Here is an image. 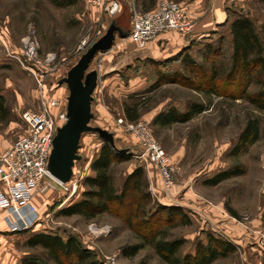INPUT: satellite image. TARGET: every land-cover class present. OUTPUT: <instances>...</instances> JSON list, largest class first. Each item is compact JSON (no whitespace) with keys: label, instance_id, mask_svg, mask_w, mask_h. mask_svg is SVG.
Listing matches in <instances>:
<instances>
[{"label":"rangeland","instance_id":"rangeland-1","mask_svg":"<svg viewBox=\"0 0 264 264\" xmlns=\"http://www.w3.org/2000/svg\"><path fill=\"white\" fill-rule=\"evenodd\" d=\"M157 1L127 0L118 14L111 15L102 7L91 6L84 0H0V95L5 97L8 109L5 117L0 113V153L25 133L27 124L23 113L29 109L41 110L39 85L28 68L32 62L24 58L23 39L28 36L37 38L39 59L42 61L48 55L54 57L51 62L54 71L46 78L45 93L47 96L59 97L64 102L69 91L66 84H59L60 79L95 41L111 26H115L116 38L112 47L99 52L90 68L99 69L100 75L102 73L94 91V117L91 124L112 132L116 147L125 149L126 152L121 154L128 157L110 168L116 186L120 187L132 168L138 165L152 167L141 157L144 148L139 137L128 131L125 123L119 122L120 118L125 122H134L126 117L125 107L139 105V118L134 123L147 122L151 133L169 156L178 155V151L183 154L181 165L174 164L177 188L182 183L184 186L186 183L198 185L206 200L211 201H206V204L222 208L228 214L224 223H211L209 214L200 210L198 214V211L190 210L187 208L189 205L182 202L185 189L176 190L172 196L163 188L160 193L151 190L156 201L160 202L161 197H166L168 203L182 207L192 218L191 224L166 228V236L185 238L181 250L185 254L194 252L196 243L200 240L206 242L207 234L213 231L232 241L236 251L212 264H264V110L257 109L246 99L217 96L179 83L158 85L159 63L151 58L132 59L133 55H139L144 49L129 38L132 11H148ZM174 1L179 2L185 10L186 6L189 8L196 1H200L198 7L202 9L213 10L215 6V0ZM225 1L228 18L245 14L260 28L264 21V0ZM227 24L216 28L214 34L210 32V40L227 37L222 55L216 58L219 63L229 53L230 34ZM210 40L201 42L204 44ZM201 42L191 52L198 59L201 58L198 51L203 46ZM173 49L170 47L169 50ZM179 53L173 57L175 60L171 58L167 64L162 63V67L167 66V72L182 68L177 59ZM118 59L116 66L122 68L109 74L111 77L106 81L107 76H104L101 67L110 60L114 62ZM129 60L130 65L125 64ZM257 89L258 86L253 84L249 92ZM191 102L204 103L208 108L188 122H177L169 126L155 124L151 119L156 108L162 107L164 111L172 107L185 110ZM58 111L59 108L54 109L55 113ZM251 118L260 121L259 137L247 150L234 154L238 138ZM104 142L97 133H84L79 149L82 158L75 165L78 189L72 196L57 184L52 188L49 183L53 181L49 177H45L40 184L38 189L49 193L48 200L44 199L46 206L40 220L43 230L58 233L64 238L70 235L77 237L85 247L94 251L103 264H168L150 244L133 256H123L122 247L141 243L142 239L113 214L106 212L89 219L83 215L65 216L59 213L63 207L83 197V191L87 189L83 183L84 178L93 174L91 163ZM236 165L243 167L241 175L225 179L217 185L206 183L218 172ZM231 209L236 211L237 216H234ZM91 229L101 230V233L94 234ZM29 235H21L19 245L26 252L43 257L44 250L25 246ZM108 257L114 258V261L108 263Z\"/></svg>","mask_w":264,"mask_h":264},{"label":"trees","instance_id":"trees-1","mask_svg":"<svg viewBox=\"0 0 264 264\" xmlns=\"http://www.w3.org/2000/svg\"><path fill=\"white\" fill-rule=\"evenodd\" d=\"M227 23L230 46L224 61L219 63L216 58L222 55L227 37L208 39L210 41L201 43L203 46L198 49L201 53L200 59L183 51L177 56L182 58V68L169 72L159 70L157 84L179 83L217 96L246 99L257 109L264 110V21L258 28L250 16L236 14L231 19L228 18L222 26ZM253 84L257 85L258 89L249 92ZM5 103V97L0 95V113L2 112L4 117L8 112ZM207 108L204 103L191 102L186 111L181 113L172 107L159 113L155 122H186ZM125 112L126 117L135 122L139 118V105L126 106ZM259 133V119H249L238 138L234 154L247 150L256 142ZM127 158L104 142L91 163L93 174L84 178L83 183L87 189L83 191V197L66 205L59 213L65 216L78 214L90 219L107 212L119 217L142 239L141 243L122 247L123 256H133L150 244L168 264H212L236 251L232 241L212 231L207 234L206 242L200 240L196 243L194 252L182 254L186 239L168 238L166 228L191 224L192 218L182 207L163 205L155 200L146 170L141 165L128 173L120 187H117L110 168L114 163L125 161ZM243 170V167L236 165L218 172L206 183L217 185L225 179L241 175ZM231 210L234 216H237L236 211ZM32 227L21 232L30 233ZM25 246L40 248L44 250V255L42 257L28 251L20 264H103L91 248L85 247L77 237L71 235L64 238L55 232L35 231L28 236Z\"/></svg>","mask_w":264,"mask_h":264},{"label":"built area","instance_id":"built-area-1","mask_svg":"<svg viewBox=\"0 0 264 264\" xmlns=\"http://www.w3.org/2000/svg\"><path fill=\"white\" fill-rule=\"evenodd\" d=\"M87 4L102 7L111 15L118 14L122 9V0H84ZM195 28L184 7L174 0H158L156 6L148 11L133 9L129 38L140 48L164 31H177L188 34ZM39 42L34 36L23 39V55L32 64L28 68L34 74L40 89L41 110H26L23 118L27 124L25 133L21 134L12 144L0 153V209L7 211L6 221L13 230L30 228L41 220V216L33 204L34 192L45 177L61 186L72 196L78 189V178L74 176L70 182L62 183L54 178L48 169L49 157L53 148V139L57 128L67 120V99L64 102L54 95L45 93L46 78L54 71L51 62L54 57L42 61L39 59ZM44 69H42V68ZM99 70V69H98ZM59 108L57 113L54 109ZM128 131L139 137L144 148L141 157L154 166L159 174L164 191L172 196L176 194V168L171 157L161 143L153 136L145 121L125 122ZM154 192V191H153ZM101 233V230L95 231ZM114 261L108 257L107 262Z\"/></svg>","mask_w":264,"mask_h":264},{"label":"crops","instance_id":"crops-1","mask_svg":"<svg viewBox=\"0 0 264 264\" xmlns=\"http://www.w3.org/2000/svg\"><path fill=\"white\" fill-rule=\"evenodd\" d=\"M123 3L124 5L127 4V0H122V7ZM225 3V0H215V6L213 10L202 9L201 7H198L200 1L194 2V4H192L189 8L186 6V12L188 16L196 22L195 29L191 33L185 35L177 31H164L159 34L154 40L149 42L148 45L140 51L139 55H133L132 59L144 60L147 58H151L159 63V70L166 71L167 66L162 67V63L167 64L170 59H173V57H175L178 52H180L179 54H181L183 51H185L189 52L192 55L191 52L194 49L195 45L199 43V41L201 42L202 40V42H204V40H208L210 38V32H213L214 34L216 28L222 26V24L226 22V20L228 19V13ZM170 47L174 49L171 51L169 50ZM192 57L195 58L194 55H192ZM119 59L114 62L113 60H110L101 67V71L104 70V76H107L105 78L106 81H108L111 77L109 74H111L115 70H120L122 68L117 67V62L119 61ZM177 59H179L180 62L182 60L181 57ZM130 60L125 64L130 65ZM186 109L176 110L183 113L186 111ZM92 111H94V102H92ZM161 112H164V108L159 107L158 109L156 108V110H154V112L152 113L151 119L155 124L161 126H169L177 123H163L161 121L155 122L156 116ZM182 156L183 154L181 155V151H178V155L176 154L173 157L170 156L172 163H176L179 165L181 163ZM134 168H132L128 173H130ZM145 170L150 182L151 190L155 192L157 191L159 193L162 192L163 185L161 183V178L159 174L154 170L153 166L145 167ZM185 186L183 185V183L181 185L179 184L178 188L176 187V190L179 191L185 189L183 191L184 194L182 195V202L189 205L187 208H189L190 210H194L195 212L198 211V214L200 211L204 214H209L211 223H224V221L227 220L226 216L228 214L226 211H223L222 208L220 209L219 207L216 208L213 205L209 206L208 204H206V201H209L206 200L207 198L205 197V195H203V193L201 192L202 190L198 187V185L194 186L193 184L190 185L189 183H186ZM47 195H49V193H44V191H41L39 189H36L34 192L33 204L36 206L40 216L42 215L44 207L46 206L45 201L48 200ZM161 195L163 194L161 193ZM157 198L159 199L160 197ZM166 199V197H161V199L159 200L164 204L171 205V203H168ZM209 203H211V201ZM7 214V211L0 209V264H20L22 257L26 253L25 249L19 245L18 241L20 236H23V234L29 235L35 231H43L42 224L40 223V221L36 223L31 228L30 233L21 232L28 228L24 230H13L10 224L6 221Z\"/></svg>","mask_w":264,"mask_h":264},{"label":"water","instance_id":"water-1","mask_svg":"<svg viewBox=\"0 0 264 264\" xmlns=\"http://www.w3.org/2000/svg\"><path fill=\"white\" fill-rule=\"evenodd\" d=\"M116 27L111 26L107 32L95 41L79 60L62 77L59 84H66L68 120L57 128L53 139V148L49 157L48 169L50 174L62 183L70 182L74 176L76 161L81 159L79 154L82 135L87 132L97 133L115 151L118 149L114 134L101 126H93L94 117L92 102L94 91L98 85L99 70L91 69V63L99 52L109 50L116 38Z\"/></svg>","mask_w":264,"mask_h":264},{"label":"bare ground","instance_id":"bare-ground-1","mask_svg":"<svg viewBox=\"0 0 264 264\" xmlns=\"http://www.w3.org/2000/svg\"><path fill=\"white\" fill-rule=\"evenodd\" d=\"M84 135V134H83ZM83 135H82V137H83ZM76 165V164H75Z\"/></svg>","mask_w":264,"mask_h":264}]
</instances>
